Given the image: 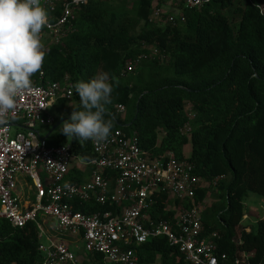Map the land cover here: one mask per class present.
Instances as JSON below:
<instances>
[{
  "label": "trees",
  "instance_id": "obj_1",
  "mask_svg": "<svg viewBox=\"0 0 264 264\" xmlns=\"http://www.w3.org/2000/svg\"><path fill=\"white\" fill-rule=\"evenodd\" d=\"M153 4L155 0L131 4L90 0L75 8L70 30L59 41L43 44V68L33 75L32 85L63 82L66 77L73 83L88 82L107 73L113 88L106 105L114 117L111 132L121 129L135 135L150 157L172 153L193 163L196 174L209 185L186 205L205 207L206 234L218 232L219 250L228 254L230 262L238 250H244L255 253L251 262L256 263L264 256V218L250 232L240 223L246 197L264 196V0H210L200 8L184 9L185 21L178 19L175 24L151 22ZM235 15L240 18L236 26L230 19ZM142 54L150 62L127 72V61ZM72 101L76 106L66 110L65 120L74 108L82 110L78 96ZM65 102L70 101L59 99L56 105ZM117 104L125 105L123 115L117 113ZM188 112L194 117L189 118ZM186 122L191 130L182 132ZM61 125L47 137L48 143L70 141L77 154L93 159L90 140L68 138ZM85 177L76 166L68 174L72 181ZM153 198L157 201L152 218L173 217L175 211H164L162 202L168 200L173 206L175 200L167 193ZM120 208L75 203L76 210L87 214ZM0 239V264L41 261L35 224L14 228L1 219ZM136 249L141 264H189L165 237ZM86 257L104 264L100 254Z\"/></svg>",
  "mask_w": 264,
  "mask_h": 264
},
{
  "label": "built area",
  "instance_id": "obj_2",
  "mask_svg": "<svg viewBox=\"0 0 264 264\" xmlns=\"http://www.w3.org/2000/svg\"><path fill=\"white\" fill-rule=\"evenodd\" d=\"M89 1L41 0L48 13L42 43L59 41L71 28L75 8ZM209 1L155 0L150 21L184 22V9L200 8ZM146 58L142 54L127 61L125 69L133 72ZM74 85L67 77L63 82L32 85L33 91L19 98L15 113L0 124V220L14 228L37 226L42 259L36 264H96L87 253L100 254L104 264H141L136 247L159 237H165L189 264H229L228 254L219 250L218 232L206 234L205 207L186 205L194 203L197 192L209 185L196 174L193 163L172 153L150 157L140 149L135 135L121 129L99 144L90 140L95 153L91 160L77 154L70 141L50 145L44 139L46 128L54 123L49 107L59 99L77 97ZM125 109L123 104L116 105L121 115ZM188 117L194 114L188 112ZM190 130L189 122L181 128ZM72 166L85 172L83 181L68 178ZM163 193L176 201L172 206L163 200L164 211L175 214L152 218L157 201L153 196ZM76 202L121 208L87 214L75 209ZM243 230L250 232L251 227ZM254 257L253 251L238 250L230 264H264V256L252 263Z\"/></svg>",
  "mask_w": 264,
  "mask_h": 264
},
{
  "label": "clouds",
  "instance_id": "obj_3",
  "mask_svg": "<svg viewBox=\"0 0 264 264\" xmlns=\"http://www.w3.org/2000/svg\"><path fill=\"white\" fill-rule=\"evenodd\" d=\"M47 24L41 0H0V124L15 113L19 98L33 91L32 77L42 70L46 56L40 34ZM74 88L82 110L74 108L62 133L79 142L107 140L114 124L106 108L113 90L109 75L101 72Z\"/></svg>",
  "mask_w": 264,
  "mask_h": 264
},
{
  "label": "rangeland",
  "instance_id": "obj_4",
  "mask_svg": "<svg viewBox=\"0 0 264 264\" xmlns=\"http://www.w3.org/2000/svg\"><path fill=\"white\" fill-rule=\"evenodd\" d=\"M133 0H129V3L131 4ZM164 10L169 11L170 7H164ZM231 22L234 26H236L239 22V15H235L233 17H230ZM158 23L164 24L162 20L157 21ZM46 43V42H45ZM150 62L149 59L142 60L140 66H143L144 64H147ZM129 77V76H128ZM76 106V101H70L65 102L59 106L55 105L52 107H49L48 113L54 118V123L51 126L56 125L59 121L64 119V116L66 114V110L70 109L71 107ZM48 127L46 128L44 134L47 135ZM187 151H189V146H187ZM85 168V167H84ZM212 198L209 199V203L212 202ZM244 212L247 215L246 219H243L240 225L242 226L241 229L245 226H250L251 230H256L257 223L260 219L264 218V196L257 194V193H250L246 199H245V207ZM82 244V243H81ZM111 264V263H107Z\"/></svg>",
  "mask_w": 264,
  "mask_h": 264
},
{
  "label": "water",
  "instance_id": "obj_5",
  "mask_svg": "<svg viewBox=\"0 0 264 264\" xmlns=\"http://www.w3.org/2000/svg\"><path fill=\"white\" fill-rule=\"evenodd\" d=\"M65 119H62L61 121H59L51 130L50 132L44 136V139L47 138L59 125L62 124V122L64 121Z\"/></svg>",
  "mask_w": 264,
  "mask_h": 264
}]
</instances>
